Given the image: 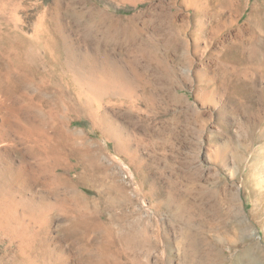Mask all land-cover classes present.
Instances as JSON below:
<instances>
[{
    "label": "rangeland",
    "instance_id": "374dc122",
    "mask_svg": "<svg viewBox=\"0 0 264 264\" xmlns=\"http://www.w3.org/2000/svg\"><path fill=\"white\" fill-rule=\"evenodd\" d=\"M15 1L21 2L19 16L25 23L40 6L54 4V0ZM72 1L59 0V19L76 32L68 9ZM87 1L126 23L133 21L143 35L134 43L123 38L85 43L70 31L75 44H85L80 46L83 52L86 48L94 54V46L102 48L123 67L122 75L131 83L125 80L112 85L113 89L109 86L104 93L108 95L94 102L93 107L106 114L105 122L94 128L84 115L85 123L72 125L83 133L75 137L77 148L88 150L89 155L71 156L69 149L63 150L66 166L61 172L73 180L79 178L78 192L89 199L90 212L96 208L101 222L148 231L151 252L137 254L143 264H188L192 236L200 232L225 254L232 249L237 253L240 242L248 239L255 247L251 264H262L258 257L264 254V70L250 66L238 77L234 64L226 60L239 47L246 55L256 47L264 63V0H250L242 11L237 5L215 7L214 0ZM171 26L182 29L180 42L173 40L176 34ZM139 46L147 51H140ZM85 69L92 73L89 67ZM121 87L124 94L117 91ZM16 116L11 117V129L16 127L17 132L11 130L7 142H0V161L11 162L12 171L27 165L25 177L16 182L24 197H53L54 193L32 180L33 164L19 130L21 123L34 116L38 119L37 114L17 111ZM186 191L191 192L186 200L193 205L192 214L169 198L171 193L185 196ZM57 192L70 194L61 186ZM61 223L64 219L57 217L40 246L51 251L49 264L66 242L58 228ZM101 236L93 235V249ZM15 248L3 239L0 264L9 262ZM125 264L130 263L126 260Z\"/></svg>",
    "mask_w": 264,
    "mask_h": 264
},
{
    "label": "bare ground",
    "instance_id": "6f19581e",
    "mask_svg": "<svg viewBox=\"0 0 264 264\" xmlns=\"http://www.w3.org/2000/svg\"><path fill=\"white\" fill-rule=\"evenodd\" d=\"M73 1L72 4L68 3L71 5H67L76 27V32L72 30L85 43L86 40H95L96 43L120 38L134 43L143 35L142 30L133 21L132 23L128 20L126 23V19L122 21L123 19L115 18L110 11L87 0H76L74 4ZM214 1L215 7L230 8L237 5L241 11L250 3V0ZM19 4L21 2L15 0H0V142L4 143L11 133L12 115L15 117L17 111L34 110L38 119L34 116L33 120L17 125L23 138L26 155L34 166L30 167L33 178L31 179L50 193H54V196L37 197L32 193L30 198L24 197L16 189V182L18 184V178L25 177L27 165H15L12 171L11 162L5 158L0 161V244L3 243V239H7L9 245H16L7 261L10 264H49L51 251L40 249V246L45 244L43 236L52 230L57 217L61 216L64 223L58 228L66 242L61 243V250L56 252L53 264H125L126 260L130 264H143L137 254L143 251L148 256L151 252L153 242L148 231L132 226L128 229L114 228L111 222H101L96 216V208L90 212L89 199L78 192V188L81 187L79 178L73 180L74 178L65 177V172H61L64 171L62 166H66L62 164L63 150L69 149L71 156L83 158L89 155L88 150L81 151L77 148L75 137L83 133L77 128L74 129L72 125L85 123L83 118L87 117V121L95 128L97 123L107 120L106 114L102 115V112L100 114V108L96 110L93 105L98 98H102L100 96L104 98L108 95L104 93L110 90L112 85L117 86L126 82L128 78L123 77L121 71L123 67L120 68L119 64L113 59L112 61L105 52H101L102 48L94 46V54L87 52L86 48L83 52L81 47L85 44L81 46L73 42L74 38L70 34L72 30L69 31L65 23L60 22L62 18L59 19V15L62 13L59 14L61 9L59 0H54L53 7L40 6L37 14L32 15L27 23L19 16ZM170 30L176 34L173 40L180 42L182 29L179 26H171ZM137 48L140 51L146 50V47ZM257 51L256 47H252L251 52L246 55V51L239 47L232 51L226 62L234 64L237 76L239 73H246L250 66H262L264 70V63L259 61ZM85 67L92 69V73L89 69L90 73L86 72V69V73L83 72L82 69ZM119 89L121 90L117 91L124 94V89L122 87ZM97 106L100 107L98 104ZM84 115L86 117L82 118ZM27 117L29 118L28 115ZM15 129V132L12 130L13 134L17 132ZM257 161L255 159V162ZM59 186L69 190L70 194H59L57 192ZM190 193L186 191L185 196L171 193L169 198L184 211L190 212L193 205L186 200ZM195 209L194 207L193 210ZM96 233H101L102 236L96 240L93 249V235ZM197 234L198 236L191 235L194 239L190 246L191 253L188 254V264H251L255 247L248 239L244 238L240 242L237 253L232 249L229 250V254H225L218 248L219 246L213 244V239L209 240V237H205L201 232ZM69 248L74 251L72 254L64 250ZM258 261L264 264V254L258 257Z\"/></svg>",
    "mask_w": 264,
    "mask_h": 264
}]
</instances>
